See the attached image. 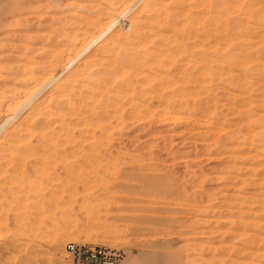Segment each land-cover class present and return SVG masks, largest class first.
I'll use <instances>...</instances> for the list:
<instances>
[{
    "label": "rangeland",
    "instance_id": "rangeland-1",
    "mask_svg": "<svg viewBox=\"0 0 264 264\" xmlns=\"http://www.w3.org/2000/svg\"><path fill=\"white\" fill-rule=\"evenodd\" d=\"M93 1L94 0H0L1 109H3V106L6 108L8 105L7 103H10V101L14 99H16L15 101L18 103L21 99V104L23 101L28 102L31 100L32 104L34 102V106L36 105L35 102H37L38 105L43 102V106L37 107H40V110L45 112L47 110L50 114L53 103L49 101L50 99L47 95L50 87L54 83L52 82L53 84L50 83L46 86L43 84V88V85H41V82L37 79L36 81L39 84H31H34V87L37 85L39 86L36 88L30 86L28 89L24 85L28 82L31 74L27 72L36 73L39 69V63H37V60L38 62H41L40 60L43 59L44 52L53 51L52 53H54V49H56L55 53L59 54L60 51H66L65 49L68 48L72 50L74 46H69L67 35H71V33H76L77 35L85 34L87 27L86 24L88 25V21L90 20L94 22L96 19L98 20L99 17V23H101V20L103 19L102 27H107V32L109 33L108 34L105 29L102 31L103 28L102 30H96V33H94V30L91 37H94L96 41L101 40V37H104L103 40L106 38L110 39L108 35H112L114 32L115 34L127 33L124 32L125 30L123 29L126 25V27H128V22L125 21V24L124 18L127 16L125 20L127 19L130 21L132 19L130 17H133V13L142 6L143 2L142 0L140 3L141 0H138V4L140 3L139 5H141L139 6L136 0ZM232 1L236 2L229 6L232 7L229 11H225L224 15H227V17L221 14V21H219L220 18H218L220 15H217V13L214 14L215 12L213 11V13H210L205 9V13L209 15L206 16L205 14L206 24H214L212 31L215 30V33L219 30L224 32V35L223 33L218 32L215 36H218L219 33L221 34V36H218L219 39L222 37L221 40L217 37L216 38L223 44H221L223 47L225 46V41L226 44L231 43L225 46V50L231 45V48H233L231 51L234 52L235 48V52L237 51L236 54L243 55L244 53L243 56L245 57L247 55L249 60L246 58L237 59L236 61L239 60L238 63L236 62L238 65L236 64L234 67L235 69L233 68L232 72H230V68L228 67L221 70L219 65H215L216 68L211 72L213 73L216 70L217 75L215 73V75L212 74L211 77L214 76L215 79L213 78V83L211 81L208 85L209 89L206 86L203 88L199 79L203 78L199 75L202 73L201 71H198L196 74L197 77L199 76V78H197L199 82L197 81L190 86L193 91L196 88L194 94L196 91V94L201 93L200 96L197 95V103L199 100L200 101L198 104L196 103L197 109L193 110L194 113L191 110L190 113L189 111L187 112V109L189 108H187L186 105H182L181 107V102H177V104L174 103V106H177L179 103L180 106L178 105V107L172 109L168 116L166 114L163 115L162 112L156 110H163V108H166L164 101L162 102L160 99V102L158 99L157 101L156 98H154V102L153 100L150 102V98V100L148 99L144 105V112L146 111V114L148 113V115L144 114L143 117L140 116L139 118H136L135 115H137L139 109H142L143 107H140L138 102H128V95L126 98L124 96L125 100L122 98L123 104H121V100L119 102L120 110L118 113L120 114L121 112L120 117L122 118L120 120H124L123 124L119 123L116 119L110 120L112 123L108 120L106 125L109 124L111 130H108L110 136L107 135V133L106 138H104L105 134L103 133H101L103 137L100 136V133H98L99 130H97L96 127H89L90 131L87 133V136H85L86 133H82V135L84 134L82 136L80 130L83 129L80 128L77 123V127L75 126L74 122H79L77 119L75 120V118L65 124L67 130L70 128L69 131L71 130L74 132L72 134L75 135V138L78 137L77 139H79V137L83 138L85 136V140L82 142V145L84 146H82V148L85 152H91L97 148L96 150L99 152L102 150V154H104L101 155L102 158L100 157L99 162L97 161V165L95 164L97 158L90 155L91 162H89V164L92 167H95V165L97 166V169L93 168L91 171V166L89 164H87L89 167H86L87 165H84L85 163L83 165L81 164V157L83 156H75L74 158L71 155L72 158H70L74 159V161L67 159V162L65 160L60 163L61 156L59 155L57 160H55L60 163L59 165L58 163L56 164L54 160L51 163L49 162L50 168H53L52 171L55 169V173H52V177L55 176V178H58L55 182H51L53 185L50 183L52 186L55 184L56 187H63L64 182V186H66L64 189H66L68 186L71 185L72 187L74 184L73 191L71 187H68V191H66L70 196H67L63 189L64 198H61L62 194L59 192L60 194H58L60 196L57 195V198L53 200L54 202L56 200L55 203L58 201L57 205L62 206L63 209L57 206L58 208L52 211V213L47 212L51 210V204L49 202L51 198L50 196L48 198L45 195V199L44 194L47 193V196L50 195V188L51 190H54L55 187L52 188L50 185L47 186L43 182V187L44 185H46V187L42 190V186L39 185L37 188L39 197L36 199L34 198L33 201L31 199V203L30 201L27 202L30 207L28 205L25 206L30 208L29 210L26 209L28 210L26 211L28 213H25V216H22V219L21 217H17L16 211L14 212V209L16 210V208L14 207H19L15 202L16 197H13L14 191L7 190L8 186H11L9 184L11 181H6L5 179V175L13 173L11 169H9L10 167L7 159L0 157V172L3 173H0V216L2 221L7 222L8 226H10V232H7L8 234L3 236L5 239L0 243V264H51L55 261L64 263V261H67L68 257L65 252V245L67 243L105 246L113 249L120 255L119 264H264V2H260L261 0H259V2L256 0H249V3L248 0ZM183 2H180V4H183ZM240 2L245 3L242 4ZM108 4L113 6H109ZM107 6L108 8L110 7L109 10L111 11H106L107 14L110 12L108 15L109 17L106 14L103 15L104 17H101L102 12L105 11ZM247 7H251L250 14L252 11V19H249L246 16L247 14L244 9ZM128 10L131 13L127 12ZM117 11L118 13L122 12V14L120 13L121 15L126 12V15L120 17L121 15L118 14ZM243 11L245 14H243ZM112 12L114 13L111 14ZM213 14L216 16V18H214L216 21L212 18ZM241 15H243V18ZM115 16L117 18H115ZM229 17H231V20L235 21H237L236 19H241L242 22L239 21V24L234 21V23L239 25L240 28L237 26L238 28L233 30L231 28L233 22L231 23L230 19H228L230 21L227 20V22L225 20ZM114 18L116 22L114 21ZM245 18H247L246 20L248 22ZM208 19H212L211 23ZM104 22H106L107 25L112 26L109 27L105 23L104 27ZM220 22H222V24ZM222 26L224 27L222 28ZM210 27L212 28V26ZM108 28L110 29L108 30ZM214 28L217 29V32ZM247 28L250 29L247 30ZM127 29H129V27ZM127 29L126 31H128ZM244 29L246 32L243 31ZM81 31L84 32L82 33ZM54 32L57 35H55ZM62 32L64 35L66 34L65 38L62 37ZM101 32H103V35L100 37ZM236 32H238V34L242 33V36H239L240 34L235 35L236 37H240V39L234 36L235 41H233L232 33ZM96 34L99 35L97 36ZM227 34L231 35L227 36ZM98 37L100 38L97 39ZM224 37L225 41H223ZM81 38L82 37L79 35L78 41L75 45V48L78 46L77 48L80 49H73L76 50L74 51V54H76L75 52H77V50L80 52L83 51L84 53L86 52V54L81 52V55L83 53L82 56H85L93 49H96L102 42L99 41L100 43H97L94 40L97 45L93 42L94 45L91 46L88 44L90 47L87 45V48L86 43H81ZM91 39L93 40V38ZM230 40L231 42H228ZM46 45L50 46L47 47ZM87 49L91 50L87 53ZM235 52L233 54H235ZM79 54H76L75 58H70L67 54H62L59 56L60 58L58 57V61L60 60L61 64L56 68L58 71L56 72V70H54L55 72H53V74H57L59 70L62 71L61 67L63 66L67 68L66 64L68 61H73V59L74 61L73 63L68 62L69 70L66 68L64 70L63 68L64 71L56 76V81L62 76L63 79L61 78V80H64V77L71 69V71H73L74 67H78L75 71H78L79 67L80 70H82L83 65H79V63L82 64L85 62L86 64V61H90L88 55L82 58L80 56L79 59ZM46 56L47 58L50 57L48 54ZM64 56H68V58H64ZM47 58L45 60L46 62L49 60ZM78 59L79 61H77ZM83 59L87 60L85 61ZM224 59L226 60V57H224ZM248 61L249 63H247ZM28 62L32 64V70L35 66L34 71H30L29 65L27 66L28 68L25 69L24 64H27ZM90 64H92V62H90ZM104 67V69L103 67L101 68V70H104L102 71L104 72L103 76L105 77L106 74L109 75L107 80L108 82H111V74L113 72V70H111L113 69L112 65ZM219 69L223 72L224 70H227L225 73H229L230 75H223L225 73H221ZM37 73H40V71L38 70ZM220 74L223 75L222 78ZM232 74H234V77ZM182 75L178 74L180 77H182ZM34 77L36 78V74L32 75V78ZM37 77L40 79L42 78L40 74H37ZM224 77L226 79H224ZM35 78L32 79L33 82H36ZM60 78L59 81H61ZM216 79L218 80L216 81ZM222 79L224 80L223 82ZM229 79L230 81H233L234 79L236 83L235 88L233 86L229 87ZM83 80L84 77H82L80 81L83 82ZM137 82L138 81H136V83ZM142 83L140 81V83L138 82L135 86L142 88ZM86 87L87 88L84 90L85 94L89 95L88 93H91V87L90 85L89 87ZM22 88H24L23 91ZM230 88L233 89L231 90ZM200 89H206V91H200ZM32 90L33 93H36L34 94L35 99L33 98V100L31 99L33 93L30 94V91L32 92ZM19 91L23 96L21 93L19 94ZM25 92L29 93H27L29 100ZM18 95H20L19 101ZM29 95L31 97H29ZM80 95V93L79 95H72L74 96L73 100L72 96H70V99L73 101L70 100V104L73 105L74 103L75 106V104L78 103L77 106L81 105L82 102L79 97ZM174 100L175 99H171L170 103L172 104V101ZM175 101H177V99ZM178 101L182 100L178 99ZM228 101H230L229 104ZM44 105H46V108ZM147 106L149 107L148 109ZM30 109V106L25 108V114H28V110L30 111ZM24 112L17 113L15 114L16 116L9 115L11 117L7 115L10 123H16L17 128L20 124L18 129H21L23 125L26 126V124H22V121L24 122L26 118ZM141 112L143 113V111ZM122 113L124 115H122ZM174 113H180L177 116L178 119ZM181 113L182 116H180ZM149 114L151 115L149 116ZM173 114L174 116H172ZM154 115L155 117H153ZM87 116L90 118V115ZM134 116L135 119H133ZM46 117L38 120L37 124L34 123V130H32V132L36 133L34 136L31 134V138L28 137V143L32 142L33 145L36 144L34 143V139L36 142V134L41 132V130L37 127L35 128V125H40L39 121L43 124L45 122H43V120H45ZM49 118H47V121ZM50 119L49 122L52 121L50 122L52 124L48 125L51 126H45L46 129L43 126V129H49L52 131L51 129L58 130V128L60 129V127H62V123H57L58 119L55 120V117H51ZM65 120L68 121V118L66 117ZM54 121H56V123ZM93 121L94 120L91 122ZM8 123L6 121L4 124ZM11 125H13V123ZM32 125L33 122H28L26 127L31 129ZM90 134L91 138L94 136L93 139L89 137ZM95 138L98 140H95ZM99 139L102 141L99 142ZM62 140L66 141L63 138ZM230 140L232 141L231 143ZM70 145L69 141H66V149L68 148L69 153L71 152L72 154L73 152L71 150L73 148V143L70 142ZM90 146H93V148ZM97 146H100L99 149L101 150H99ZM85 147L87 149L90 147L91 150L89 148V151H86ZM62 148L65 149V143ZM68 150H66L67 154ZM66 151L64 150L63 154L65 153L66 155ZM80 158L81 160L79 161ZM35 159L37 160L38 158ZM35 159H29L33 162H31L32 164L29 163L27 166L28 169L26 170V175H28L29 180H20L19 178V183L17 179L12 180L16 192L18 189L17 186L20 187V184L24 183L26 186L30 184V178L33 174L31 171L34 170L33 168L38 167ZM104 159L106 161L105 163ZM34 162L36 164H34ZM71 162H76L77 165H81V173L79 174L84 178V182L87 183L85 189L88 190L90 187L92 191L89 189L86 193L84 185H81L82 183L80 184V182H78L80 184L78 185V183L73 180V177H69L71 175L69 171L65 170V168L71 166ZM99 163L102 164V167ZM57 165L58 168H56ZM103 165L105 167L107 166L106 172ZM31 166H33V168ZM83 168H86L85 172L84 170L82 171ZM124 169L126 170V173ZM93 170H95V173ZM67 173L69 176H66L68 175ZM143 178L149 179L146 184ZM32 179L33 177L31 178V181H33ZM92 179L96 184L92 182ZM97 179L99 180L97 181ZM15 180L16 182H14ZM24 181L28 183L25 184ZM90 181L91 185L89 186ZM98 182H101V184L99 183V185H97ZM104 186L112 189L113 194L112 192L110 194H104V192L101 193V188ZM80 188L82 193L80 192ZM39 189L44 193H41ZM47 189L49 192H47ZM69 189L73 192V199L71 193H69ZM84 190L85 192L83 193ZM6 191L8 192L6 193ZM91 192L97 193L95 194L97 197H95V195L93 196L96 201H93L92 199L94 198H91L92 202H90L91 200L87 198ZM100 193L101 196L99 197L98 195H100ZM102 195H104V198ZM40 197H43L44 199L41 200ZM53 201L51 202L54 203ZM68 202L70 204L67 205ZM11 205L14 206L13 211ZM55 240L61 242V248L56 253H53L51 248Z\"/></svg>",
    "mask_w": 264,
    "mask_h": 264
},
{
    "label": "bare ground",
    "instance_id": "bare-ground-1",
    "mask_svg": "<svg viewBox=\"0 0 264 264\" xmlns=\"http://www.w3.org/2000/svg\"><path fill=\"white\" fill-rule=\"evenodd\" d=\"M95 1L96 0H94L93 2H95ZM139 1L136 0L137 4H138ZM239 1H241V0H239ZM256 1L259 2V0H256ZM141 2H142V0L140 1V3ZM180 2H183V4H180ZM235 2L236 1H232V0H228V1L227 0H168V1L167 0H143L142 6L139 5L140 4L139 3L138 5L141 6V7L135 13H133L134 14V15H132L133 17H130L132 19L130 20V18L128 17L130 21H128L127 19L125 20V18L127 16L124 18V23L126 24L125 21L128 22L127 24H128L129 29H127L128 27H126L127 26L126 25L125 28L128 31H126V29L123 28V27L122 28L125 31L124 30H122V31L127 32V33H120V34L119 33L118 34L116 33L115 34V32H114V33H112V35L110 34L111 36L108 35L110 37V39L109 38H106L105 40H103L104 37L103 38L101 37V35H103L102 34L103 32H101V34H100L101 40H99L100 42L102 41L101 43L98 40L96 41L94 39V37H91V36H92L94 30H95L94 33L97 32L96 30H102V28H103L102 27V24H103L102 23L103 22L102 20L103 19L102 20L100 19L101 20V23H99L100 22L99 21V17H98V20L96 19L94 22L92 20H90V21H88V25L86 24L87 27H86L85 34H82V35L79 34L82 37L81 38V41H82L81 43L82 44H85L86 43V47H87L88 44L92 46V45H94L93 42L95 40L97 43H100V45L98 44L99 46H97L96 49H93L90 52H89V50H91V49H87L88 51L85 50V51H87V53L89 52L87 55H88V59H90V61L87 62L86 61L87 59L86 60L83 59V60L86 61V64H85V62L84 63L81 62L82 64L79 63V65H81V66L83 65L82 66L83 69L80 70V67H79L78 71H75V69L77 70L78 67H74L73 68V71H71L72 70L71 69L66 76L64 75L65 76L64 77L65 78L64 80H61V78L63 79V76L61 78L59 77L61 81H59V78H58V81H56L57 80L56 79V76L60 72H63L66 67H64V66L61 67L62 71L59 70V72L57 74L56 73L53 74V72H55L54 70H56V72L58 71V69H56V68H57V66L58 67L60 66L59 64H61L60 63V60L58 61V57L61 56L62 54H67L70 58L71 57L72 58H75L76 57V54L77 55L79 54L80 51H78V50L80 48H77L78 46L76 47L78 50H77V52H75L76 54H74V51H76L75 50L76 49L75 48V45H76V43L78 41L79 35H77L76 33L75 34L74 33H71V35H67L68 36L67 37V40H68L67 42H68L69 46L70 45H71L70 47L74 46L73 48H75V49L72 48V50H71L70 48L66 47L68 49H65L66 51H63V50H62V52L60 51L59 54L58 53L57 54L55 53V50L56 49H54V53H52L53 51H51V52H44L45 53L43 55L44 57H43V59L41 58L43 61L40 60L41 62H38V60H37V63H39V65H38L39 69L38 70L40 71V73H37L38 70L36 71V73H34V72L31 73V72H29L27 70L28 71L27 73H30L31 74L30 75L31 77L29 78V80L25 77L28 80V82L24 86H26L27 88L30 87V86H33L32 88L38 87L39 85H37L36 87H34V84H31V83H38L36 81L37 79H38V81L41 82V85L44 84L45 86L47 84H50V83L53 82L54 84L52 83L53 85L50 87V89L48 91V95H47L49 97V99H50L49 101H51V103H53V107H52V111L53 112L50 111L51 113L49 114L46 109H45L46 112L43 111V110H40V107L43 106L42 105L43 102L42 103L39 102L40 103L39 105H38L37 102H35V104H36L35 106L33 105L34 102L32 104L31 100L28 101V102H24L23 101V103L21 104L20 103L21 102L20 95H18L19 96L18 101L20 99V102L19 103L15 101L16 99H14V100H11L10 99L11 101L9 100L10 103H7L8 105L6 106V108L3 106L2 107L3 109H1V106H0V157L3 158V159H7L8 165L10 167L9 169H11V171L13 173V174H7V175H5L6 176L5 179H6V181L7 180L8 181H11V183H9L11 186L10 187L8 186L7 190L8 191H12V190L14 191V196L13 197L14 198L16 197V201L15 202H16V205L19 208H17L16 206L14 207L12 205H11L12 206L11 208H12V211H13L14 208H16V210L14 209V212L16 211L17 217H21V219H22V216H25V213L26 214L28 213L26 211H28L30 209L29 208L30 206H29V204L27 202L30 201L31 199L33 201L34 198L36 199V198L39 197V194L37 192L38 191L37 188H38L39 185L42 186L41 189L43 190V188L46 187V185L47 186L48 185L52 186L53 185L52 183L55 182L56 179H58V178H55V176H53L54 178L52 177V173L55 171V169L52 171L53 168L52 169L50 168V163L53 160L54 161L57 160V158L59 157V155L61 156L60 157V163L62 161H65V160L67 162V159L70 160L72 157L75 158V156H78V157L83 156V157H81L82 160H81V158L79 159V161L81 160V164L82 165L84 163H85L84 165L89 164V162H91V160H90V157L91 156H94V158H97L96 162L97 161L99 162L101 155L104 154V153L102 154V150L99 149L100 146L99 147L97 146V147H98L99 150H101V152H99L98 150H96L97 148H95V147H94L95 148L94 151H91L90 152L89 151V148L90 147L93 148V146H90L88 149L85 147V150L86 151H89L90 152L89 153V152H85L84 149L82 148V146H83L82 145V142L85 140L84 137L87 136V133L90 131L89 130V127L90 128L91 127L92 128L93 127H96V129L99 130L98 133H100V136L103 137V135L101 134V133H103V134H105L104 138H106V134L107 133H108L107 135L110 136L108 130L109 131L111 130V126L109 128V124L106 125V123L108 122V120H109V122H111L110 120L116 119L119 123L123 124V121L124 120L123 121L120 120L122 118V117H120L121 116L120 115L121 112L119 114L118 111L120 110V106H119L120 104H119V102L121 100V104H123V100H125L124 99V96L126 98V96L129 95L128 96V102H130V103L138 102V105L140 107H143L142 108L143 110L142 109H139V113L137 115L134 114L136 116V118H139L140 116L143 117V115L146 114V111L144 112V105L146 104V102H147L148 99L150 100V98H151V101L150 102H152V100L154 98H156V100L158 99L159 101L161 99L162 102L164 101L166 108H163V110L161 109L162 111L160 109L159 110L158 109L156 110V111L162 112L163 115L166 114L168 116V114H170V111L172 109H175L176 107H178V105L180 106V103L177 106L176 105L174 106V103L177 104V102H181V107H182V105H186L187 108H189V109H187V112L189 111V113H190V110L193 111V110H196L197 109V104L200 101L199 100L198 103H197V97H198L197 95L200 96L201 93L200 94L199 93L196 94L197 93V91H196V93L194 94V91H195L196 88L193 91L192 90V87H190L191 84H193V83H195V82L198 81L197 78H199V76L197 77V74H196L198 71L199 72L201 71V73H202V74H199V75H201V77H203V78L202 79L199 78V79H200V81H201V83L203 85V88L206 86L209 89L208 85L210 84L211 81L213 83V78L215 79L214 76L211 77L212 74L215 73L217 75L216 70L213 73L211 72L213 69L216 68L215 65H219L221 70L224 69V68H226V67H228V68H230V72H232L233 68L236 66V64L239 61V60L236 61L237 59H240V58L241 59H244V58H246L247 60H249V58H247V55L245 57L243 56L244 53H243V55L236 54L237 51L235 52V48H234L235 54H233L234 52L231 51L233 49V48H231V45L229 46L230 48L228 47L225 50V46H227V45H229L231 43L226 44L225 37H224V40L223 41H225V46L223 47L222 46L223 44L221 42H219V40H221L222 37L220 39L218 38V36H221V34L219 33L220 35L218 34V36H215V34L217 35L218 32H221L224 35V32H222L220 30L217 32V29H218V27H217V29L214 28V29H216V32H217V33H215V30L212 31L214 24L213 25H210L209 23L206 24V20H205L206 19V17H205V14H206L205 13V9L208 12H210V13H213V12H215L214 14L217 13V15H220L219 17L218 16L217 17L220 18L222 16L221 14L224 15L225 14V11L226 12L229 11V9L232 8V7H229V6L232 3L234 4ZM260 2H264V0H261ZM107 3H108V1H107ZM240 3H242V2H240ZM243 3H245V2H243ZM248 3H249V0H248ZM104 4H103V6H104ZM108 5L109 6H113V5H110V4H108ZM134 7H136V6H134ZM248 7L246 9H244V11H246V14H247L246 16L250 19L252 17V15H251L252 14V11H251V14H250V10H251L250 8L252 6L250 8H248ZM100 8H102V7H100ZM107 8H108V6H107ZM107 8H105V11H104L105 13L102 12V10L100 9L101 12H102L101 17L103 15H105V14L107 16L110 14V12H111L109 10L110 7L108 9ZM112 9H114V8H112ZM108 10L110 12H108V14H107L106 11H108ZM121 11H123V10H121ZM127 12H130V11L128 10ZM230 12H231V10H230ZM113 13L114 12H112L111 14H113ZM117 13H118V11H117ZM120 13L122 14V12H120ZM120 13H118V14H120ZM125 13L123 15H126ZM214 14L212 15V18L213 19L216 18V16H214ZM226 14H228V13H226ZM243 14H245V12ZM120 15H118V16H120ZM123 15H121L120 17H122ZM207 15L208 14H206V16ZM231 16H232V14H231ZM241 16L243 18V15H241ZM241 16H239V17H241ZM225 17H227V15ZM115 18H117V17L115 16ZM115 18H114V21H115ZM208 18H210V17H208ZM118 19H120V18H118ZM228 19L231 20V17L226 18L225 19L226 22H227ZM246 19L247 18H245V20ZM208 20H210L209 22L211 23V20L212 19H208ZM221 20H222V18H220L219 21H221ZM230 20H228V21H230ZM236 20L237 21L231 20L230 22L231 23L232 22L234 23V21H235V23L236 22L238 23L239 21L242 22L241 19L240 20L236 19ZM215 21H214V23H215ZM222 22H220V23L222 24ZM105 23L106 22H104V27H105ZM124 23H122V24H124ZM220 23H219V25H220ZM233 23H232V26H231V28L233 30L239 27V25H237L235 23L233 24ZM122 24H121V26H122ZM106 25H107V23H106ZM224 25H226V24H224ZM241 25H242V23H241ZM107 26H109V25H107ZM111 26H109V27H111ZM210 26H212V28ZM223 27L224 26H222V28ZM71 28H73V27H71ZM220 28H221V26H220ZM104 29L107 32V27L103 28L102 31H104ZM109 29L110 28H108V30ZM225 29H226V27H225ZM245 29H246V27H245ZM245 29L243 31H245ZM248 29H250V28H247V30ZM106 32H104V33H106ZM109 32H112V31H109ZM229 32H231V31H229ZM238 32H239V30H238ZM238 32L232 33L233 37L232 36L231 37L234 40L232 38H230V39H232L233 41H235V37H236L235 35H239L240 34L239 36H242L241 35L242 33H239L238 34ZM59 33H60V31H59ZM99 33H100V31H99ZM62 34H63V32H62ZM55 35H57V34L55 33ZM65 35L63 34L62 37L65 38ZM230 35L227 34V36H230ZM245 35H247V34H245ZM104 36H106V35H104ZM100 37H98L97 39H99ZM91 38H93V40ZM227 39H228V37H227ZM238 39H240V37H238ZM228 42H231V40L228 41ZM49 43H51V42H49ZM56 43H57V41H56ZM81 43H80V45H81ZM89 45H88V47H90ZM95 45H97V44L95 43ZM49 46L50 45H48L47 47H49ZM46 49H48V48H46ZM32 51H34V50H32ZM57 52H58V49H57ZM81 52H83V51H81ZM81 52L79 54V59H80V56H81V58L87 56V55L82 56L84 52L82 53V55H81ZM47 54H48V56L50 55L49 58H47V56H46ZM84 54H86V52ZM247 54H249V53H247ZM239 55H240V57H239ZM68 56H64V58H68ZM62 57H61V59H62ZM224 57H226V60L224 59ZM46 58L49 59L47 62L45 61ZM253 58H255V57H253ZM79 59L77 61H79ZM246 59H245V61H246ZM250 59H251V57H250ZM73 61H74V59H73ZM73 61H70V62L68 61V62L69 63H73ZM34 62H35V60H34ZM68 62L66 64V66H67L66 69L67 70H69L68 69V67H69L68 66L69 65ZM90 62H92V64H90ZM247 63H249V61ZM84 64H85V68H84ZM24 65H25V69L28 68L27 66L29 65L30 66L29 67L30 68V71L32 70V68H31L32 64L30 62H28L27 64H24ZM107 65H112V68H113V69L110 68L111 70H113V72L111 74V82H108V80H107V77L109 75L106 74L105 77H104L103 76V73L104 72H102V71H104L103 70L105 68L104 66H107ZM72 66H74V65H72ZM102 67H103V69L101 70ZM33 68L35 69V66ZM63 68H64V70H63ZM34 69L32 71H34ZM36 69H37V67H36ZM225 71H227V70H224V72L221 71V73H225ZM21 73H22V71H21ZM33 74H36V78L34 77L36 82H33V80H32V79H34V78H32V75ZM37 74H40L42 78L40 79L39 77H37ZM178 74L179 75H182L183 74V75H182V77H180V76H178ZM226 74H229V73H225L223 75H226ZM234 74H232V76ZM223 75L220 74L221 78H222ZM218 76H219V74H218ZM82 77H84L83 82L80 81ZM224 79H226V78L224 77ZM22 80H23V78H22ZM217 80L218 79H216V81ZM136 81H138L139 83H140V81H141V83L143 82L142 83L143 86L141 85L142 88H138L137 86H135V84L137 85V83H138V82L136 83ZM223 81L224 80L222 79V82ZM235 84L236 83H235L234 79H233V81H230V79H229V83H228L229 87H232L233 86L235 88ZM44 85H43V88H44ZM89 85L91 87V93L89 92L90 91V89H89V91H88L89 92L88 93L89 95H86L84 90H85V88H87L86 86L89 87ZM24 86H22V87H24ZM230 89L232 90L233 88H230ZM23 90H24V88H22V91ZM203 90L206 91V89H203ZM203 90L200 89V91H203ZM83 91H84V93H83ZM200 91H198V92H200ZM35 92H36V90H35ZM20 93L21 92L19 91V94ZM27 93L28 92H25V94L27 95V98H28V94L29 93L28 94ZM32 93H33V90H32V92L30 91V94H32ZM79 93L81 94L79 96L81 98V102H82L81 105L77 106L78 103L75 104V106H74V103H73V105H71L70 102L73 100V97H74L72 95H74V94H78L79 95ZM214 93H212V94H214ZM34 94H36V93H33V96L32 97L29 95V97H31L32 100H33V98L35 99V97H34L35 95ZM204 94H205V92H204ZM22 96H23V94H22ZM70 96H72V100L70 99L71 98ZM75 96H77V95H75ZM208 96H209V94H208ZM16 97H17V94H16ZM51 97H52V99H51ZM122 98H123V100H122ZM217 98H219V97H217ZM171 99H175V100L177 99V101L174 100L175 102L172 101V104H171L170 103V100ZM178 99H180L182 101H178ZM212 99H211V101H212ZM220 99H222V98H220ZM28 100H29V98H28ZM154 100H153V102H154ZM209 100H210V98H209ZM224 100H226V99H224ZM77 101H79V100H77ZM229 102L230 101H228V104H229ZM44 104H45V101H44ZM148 104H150V103H148ZM257 105H258V103H257ZM28 106H30L31 109H30V111L28 110V114L27 113L25 114L24 110ZM31 106H33V107H31ZM37 106H40V107L38 108ZM45 106L46 105H44V107ZM139 106H138V108H139ZM245 106H246V104H245ZM263 106H264V103H263ZM47 107H49V106H47ZM131 107H134V106H131ZM148 108L149 107L147 106V109ZM254 108H255V105H254ZM41 109H43V108H41ZM133 110H135V109H133ZM258 110H259V108H258ZM141 111H143V113ZM20 112H24V114L26 116L25 121H24L25 123L22 121V124H26V126H27V123L28 122H33V125H32V128L31 129L28 128V127H26V126H24V125L22 126L21 129H18L19 126H20V124L18 125V128H17L16 123H14V122H11L10 123L9 117H11V116H9V115L14 116L15 114L20 113ZM148 112H149V110H148ZM123 113H122V115H124ZM133 113H132V115H133ZM193 113H194V111H193ZM248 113H249V111H248ZM174 114L177 117L180 113H174ZM174 114L172 116H174ZM7 115L9 117H7ZM87 115H90V118ZM146 115H148V113ZM150 115L151 114H149V116ZM135 116H134L133 119H135ZM180 116H182V113H181ZM43 117H46V119L43 120V122L44 121L45 122L42 124V122L39 121V124L40 125H35V128L37 127L38 129L41 130V132H38L36 134V136H37L36 142H35V139H34V143H36V144L33 145L32 142L31 143H28L29 142V138L28 137H30L31 134H33V136H34L35 133H36V132L35 133L32 132V130H34L33 129L34 128V123L37 124L38 123V120H40L41 118L43 119ZM49 117L50 118L51 117H55V120L58 119V122L57 123H62V127H60V129L58 128V130H56V129L55 130L51 129L52 131H50L49 129H47L48 131L45 130L46 129L45 126H47L48 124H52V123H50L52 121L49 122V120H51ZM66 117L68 118V121L65 120ZM69 117H70V119H69ZM131 117H133V116H131ZM153 117H155V115ZM47 118H49L48 121H47ZM74 118H75V120L77 119V121H79V122H74L73 121L74 124H75V126H76V123H77L80 126V128L83 129V130H80L81 131V135H82V133H84V134L86 133V135L83 138L82 137H79V139H77L78 137L75 138V135L72 134L74 132H72L71 130H70L71 131L70 132L69 131L70 128L68 130L66 129V125L65 124L67 122L71 121V119H74ZM177 119H178V117H177ZM8 120H9V123H8ZM52 120H54V119H52ZM92 120H94V121L91 122ZM6 121H7L8 124H4ZM18 121H21V120H18ZM251 121H252V119H251ZM54 122L56 123V121H54ZM140 122H141V120H140ZM201 122H203V121H201ZM12 123H13V125H11ZM43 126L45 127V129H43ZM48 126H51V125H48ZM67 127H69V126H67ZM72 130H73V128H72ZM36 131H37V129H36ZM22 132L24 133V135H23ZM227 133H228V131H227ZM236 133H238V132H236ZM225 136L227 137L226 134H225ZM89 137L91 138V134H90ZM62 138L65 139L66 141H69V145H70V142L73 143L72 150L69 147V149L73 152L72 154H71V152L69 153L68 148L66 149V147H67L66 146V141H63ZM93 138H94V136L91 139H93ZM97 138H99V137H97ZM104 138H102V139H104ZM95 140H98V139L95 138ZM107 140H108V138H107ZM100 141H102V140L99 139V142ZM231 142L232 141L230 140V143ZM233 142H234V140H233ZM64 143H65V149L62 148ZM1 145H2V147H1ZM101 146H102V143H101ZM91 148H90V150H91ZM63 149L65 151L68 150V154L69 155L67 154V151H66V155H65V153L63 154V151H64ZM71 155H72V157H71ZM35 158H38V159L36 160ZM94 158H93V160H94ZM29 159H35V162L37 164L35 162H34V164L38 165V167L37 168H33V166H31L34 169L33 171H31L33 173L32 176H31V178L33 177V179H32L33 181H31V178L29 177L30 178V184H28L27 186L24 185V183L20 184V187L16 185L17 188H18L17 189V192L19 190V192L17 193L15 191V186L12 184V182H13L12 180L17 179L18 183H19V178H20V180L26 179V181H27V179H28V175H26L27 174L26 173L27 172L26 170L28 169L27 166L29 165V163L32 162ZM71 160L74 161V159H71ZM76 161H78V160H76ZM96 162H95V164L97 165L98 162L97 163ZM105 162L106 161L104 159V163ZM55 163L57 164L58 162L55 161ZM60 163H58V165ZM78 163H80V162H78ZM92 164H93V161H92ZM99 164H101V163H99ZM58 165H57V167L56 166L55 167L58 168ZM96 165H95V167H92L90 165L91 166L90 171L93 168H96L97 167ZM60 167H61V165H60ZM86 167H89V166L87 165ZM101 167H102V164H101ZM81 168L82 167H81L80 164L77 165L76 162H73L71 166H69L68 168H65V170L69 171V173H70L71 176H69L68 173H67L68 175H66V174L65 175L66 176H69V177H73V180L76 181L77 183L78 182H80V184L82 183L81 185H84V189H85L86 188L85 186L87 185V183L84 182V178H82L81 177V174H79V173H81V170H80ZM85 169L86 168H83L82 171L84 170V172H85ZM106 169H107V166L105 167V172H106ZM88 170H89V168H88ZM127 170H128V168H127ZM63 171H64V169H63ZM124 171L126 173V170L125 169H124ZM56 172H57V170H56ZM93 172L95 173V170H93ZM0 173H2V172H0ZM9 173H11V172H9ZM14 175H16V176H14ZM85 180H87V179H85ZM98 180L99 179H97V181ZM147 180H149V179H144L145 184L148 182ZM26 181H24L25 184L28 183ZM14 182H16V180ZM43 182L46 184V185H44V187H43V184H42ZM92 182L95 183V181L93 179H92ZM71 183H73V182H71ZM99 183L101 184V182H98L97 185H99ZM80 184L78 183V185H80ZM103 184H104V182H103ZM12 185L14 186V188H13ZM90 185H91V181H90L89 186ZM53 187H55L54 190H51V188H50V193H49L50 195L47 196V193L44 194V198H45V195H46V197L49 198V196H50V198H51L50 200L48 199L49 202H50V204H51V207H50L51 210L50 211H47V212H50V213H52V211H54L55 209H57L58 208L57 206H59V205H57L58 201H57V203H55L56 200H55V202L53 201L55 198H57V195H59L61 193L62 194L61 198L62 199L64 198L63 197V189L66 186H64V182H63V187H61V186L60 187L59 186L56 187L55 184H54V186H52V188ZM68 187H71V185L68 186ZM68 187L66 188L67 190L64 189L65 190L64 191L65 193H66V191H68ZM73 187H74V184L71 187L72 191L74 190ZM147 187H148V184H147ZM149 187H151V186H149ZM75 188H76V186H75ZM41 189H39V190L41 191ZM71 189H69V191H70L69 193H71V197L73 199L74 196L72 194L73 192H71ZM89 189H90V187H89ZM89 189L88 190L85 189L86 190V193H87V191H89ZM101 189L102 190L100 192L101 193L104 192V194H110L112 192V189H110L109 187L107 188V187L104 186ZM85 190L83 191V193L85 192ZM8 191H6V193ZM47 192H49V190ZM80 192H81V188H80ZM41 193H44V192L41 191ZM91 193H90L91 196L90 195L87 196V198H89L90 200H91V198H94L93 196L95 194H97V193H92V194ZM101 193H100V195H98L99 197L101 196ZM112 194H113V192H112ZM112 194H111V196H112ZM68 195L70 196V194H67V196ZM75 196H76V194H75ZM95 197H97V195H95ZM102 197L104 198V195H102ZM107 197H108V195H107ZM44 198L42 197L41 200L44 199ZM3 200H4V198H3ZM81 200H82V198H81ZM92 200L94 201L95 198L92 199ZM92 200L90 202H92ZM97 200H99V199H97ZM32 201H30V203ZM51 201H53L54 203H52ZM69 202L67 203V205L70 204ZM26 205H28L29 207L28 206H27L28 208L25 207ZM9 207H10V205H9ZM2 208H3V206H2ZM41 208H43V207H41ZM59 208H62L63 209L62 206H59ZM26 209H28V210H26ZM39 211H40V208H39ZM9 227L10 226H8L7 222L2 221L1 216H0V243H2L1 241L5 239L3 236L6 235V234H8L10 232V228ZM60 248H61V242L59 240H55L54 243H53V245H52L51 250L53 251V253H56L57 251L60 250ZM45 260H44V262H45ZM46 262H47V260H46ZM44 264H46V263H44Z\"/></svg>",
    "mask_w": 264,
    "mask_h": 264
},
{
    "label": "built area",
    "instance_id": "built-area-1",
    "mask_svg": "<svg viewBox=\"0 0 264 264\" xmlns=\"http://www.w3.org/2000/svg\"><path fill=\"white\" fill-rule=\"evenodd\" d=\"M67 261L51 264H119V253L105 246L81 245L67 243L65 245Z\"/></svg>",
    "mask_w": 264,
    "mask_h": 264
}]
</instances>
